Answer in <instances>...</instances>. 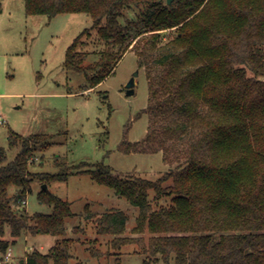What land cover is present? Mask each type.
<instances>
[{
  "label": "trees",
  "instance_id": "16d2710c",
  "mask_svg": "<svg viewBox=\"0 0 264 264\" xmlns=\"http://www.w3.org/2000/svg\"><path fill=\"white\" fill-rule=\"evenodd\" d=\"M24 6L27 15L49 19L90 16L91 29L74 40L64 66L83 72L91 87L128 51L145 68L147 130L126 150L161 152L169 167L155 180L101 166L85 171L138 208L135 236H122L127 215L113 209L88 215L96 233L111 236L115 250L137 244L144 264H264V0H24ZM169 29L175 37L159 44ZM90 43L98 58L84 65L87 53L78 48ZM48 139L9 134L10 145L20 147L9 162L0 148V264H69L72 257L68 201L42 189L49 214L21 208L34 181L68 176L29 169ZM150 191L156 202L170 197V203L154 207ZM23 232L56 240L47 253L35 248L17 262H2Z\"/></svg>",
  "mask_w": 264,
  "mask_h": 264
},
{
  "label": "rangeland",
  "instance_id": "374dc122",
  "mask_svg": "<svg viewBox=\"0 0 264 264\" xmlns=\"http://www.w3.org/2000/svg\"><path fill=\"white\" fill-rule=\"evenodd\" d=\"M127 15L132 18L133 11ZM91 27L92 19L86 13H61L49 19L41 14L27 15L24 0H0V148L9 162L20 150L10 145L9 134L49 137L45 147L34 151L29 169L68 176L45 184L34 181L21 208L30 215L49 214L51 206L39 199L46 184L50 194L70 203L73 215L65 220V238L72 240L69 264H144L145 255L137 244L113 249L109 243L112 237L98 235L94 219L88 218L110 209L121 210L127 215L122 236L131 237L135 236L131 229L138 208L84 172L101 166L120 176L155 180L169 166L161 152L126 150L127 144L131 147L145 137L148 125L145 68L138 65L133 51L126 52L112 72L92 87L83 72L64 66L67 50ZM175 35L176 29L163 31L159 44ZM95 49L92 43L78 48L87 53L84 65L97 60ZM136 71L134 92L126 95V83ZM13 191L10 188V193ZM149 201L158 207L168 205L170 197L156 202L150 191ZM143 236L147 243L150 234ZM4 238L11 241L7 226ZM55 240L23 232L9 245L10 260L17 262L35 248L47 253ZM168 264H174L173 259Z\"/></svg>",
  "mask_w": 264,
  "mask_h": 264
},
{
  "label": "water",
  "instance_id": "95a60500",
  "mask_svg": "<svg viewBox=\"0 0 264 264\" xmlns=\"http://www.w3.org/2000/svg\"><path fill=\"white\" fill-rule=\"evenodd\" d=\"M172 0H166V4H170ZM138 74V71H136L132 77L129 79V81L126 83V95H132L133 92H134V86H135V78ZM42 189L44 190H48L47 186L46 185H42Z\"/></svg>",
  "mask_w": 264,
  "mask_h": 264
},
{
  "label": "built area",
  "instance_id": "2783aa9c",
  "mask_svg": "<svg viewBox=\"0 0 264 264\" xmlns=\"http://www.w3.org/2000/svg\"><path fill=\"white\" fill-rule=\"evenodd\" d=\"M2 123L1 119H0V124ZM25 203V202H24ZM12 257V254L10 253V251L8 250L7 253L3 256V261L2 262H8L10 261Z\"/></svg>",
  "mask_w": 264,
  "mask_h": 264
}]
</instances>
